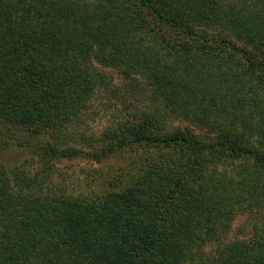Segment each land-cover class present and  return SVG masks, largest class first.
<instances>
[{"label": "trees", "instance_id": "16d2710c", "mask_svg": "<svg viewBox=\"0 0 264 264\" xmlns=\"http://www.w3.org/2000/svg\"><path fill=\"white\" fill-rule=\"evenodd\" d=\"M97 95L110 142L58 147ZM0 122L58 157L156 149L101 194L0 162V264H264V222L228 240L264 210V0H0Z\"/></svg>", "mask_w": 264, "mask_h": 264}, {"label": "rangeland", "instance_id": "374dc122", "mask_svg": "<svg viewBox=\"0 0 264 264\" xmlns=\"http://www.w3.org/2000/svg\"><path fill=\"white\" fill-rule=\"evenodd\" d=\"M106 71L117 84L122 81L115 69L109 68ZM133 102L143 105L140 97L133 98ZM119 114L114 103H109L107 96L97 95L89 111L79 119L78 125L71 128L73 137L67 141L62 138L58 147L72 146L83 152L103 150L106 142H110L104 134L116 127ZM185 123L174 122L176 125ZM29 135L28 132L17 131L0 122V162L10 171L24 177L40 174L39 177H45L46 186L68 194H101L112 184L137 174L143 166L144 158L156 150L141 144L114 150L100 161L88 159L83 154L73 158L58 157L49 151V146L56 143L49 133L31 135L32 137ZM25 138L32 143H26ZM261 222H264V210L238 214L232 222L228 240L249 237L254 231V225Z\"/></svg>", "mask_w": 264, "mask_h": 264}]
</instances>
